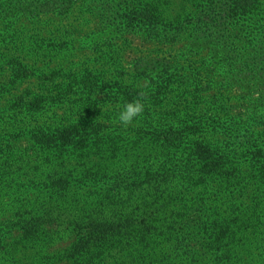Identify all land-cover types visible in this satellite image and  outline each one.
I'll return each mask as SVG.
<instances>
[{"label":"trees","instance_id":"trees-1","mask_svg":"<svg viewBox=\"0 0 264 264\" xmlns=\"http://www.w3.org/2000/svg\"><path fill=\"white\" fill-rule=\"evenodd\" d=\"M21 1L0 0V25L13 24L0 28V264H264V116L233 115L225 94L242 80L264 83V0H208L182 24L139 0L100 12L126 31L153 29L162 43L221 52L211 69L166 59L156 72L132 68L136 81L119 77L108 92L99 79L69 77L70 93L106 95L113 111L140 100L143 112L126 125L43 116L50 101L65 102L40 63L51 64L62 40L40 24L71 8ZM20 80L39 85L21 89ZM257 93L264 108V85ZM187 103L196 114L179 108Z\"/></svg>","mask_w":264,"mask_h":264},{"label":"rangeland","instance_id":"rangeland-1","mask_svg":"<svg viewBox=\"0 0 264 264\" xmlns=\"http://www.w3.org/2000/svg\"><path fill=\"white\" fill-rule=\"evenodd\" d=\"M141 1H144L145 5L148 3L152 10L154 8L157 11L159 10L164 19L174 24L184 23L189 16L197 14L209 2L208 0H139L137 4L139 5ZM70 2L71 0H46V4L51 11L54 8H60L63 11L71 8V10L66 14L65 12L62 15L58 14L59 17L46 13L43 15L40 24L42 34L48 40H51L54 36H59L62 40L55 48L54 46L51 47L53 48L52 56L46 59L51 64L45 66L43 61L40 63L41 67L47 71L44 73L47 76L44 82L49 86L59 88L57 98L65 102V104L58 105L50 101L42 110L43 116H53L54 112L61 119L74 117L73 120H79L78 118L85 116H118L120 108L113 111L108 106L110 102L106 95L99 97L98 93L97 96H93L94 92H90L89 89L83 91V94H80L76 89H72L73 92L70 93L71 82L69 81L71 79L69 77L73 75L84 76V81L87 78H92L93 81L99 79L104 82V91L108 92V86H112L111 82L119 77L126 78L129 84L134 83L136 77L132 68H138L139 71L148 69L151 72H156L159 68H157L158 65L155 61L166 59L174 60L173 63L178 66H185L184 61L186 60L200 63L203 61L211 69L214 61L210 56L221 54L220 50L217 49L208 51L201 42L193 45L190 41L187 44V39L179 40L173 44L162 43L160 40L164 37L155 35L156 31L153 29L146 32L142 30L139 32L126 31L118 23L120 20H117L114 24L99 16V13L103 12L105 8L108 11L109 9H119L127 4H132V0H80L72 5H70ZM9 3L10 1H7L4 9L9 8ZM69 5L70 7H68ZM94 8L97 10L95 12L96 16L89 13ZM4 16V13L0 14V24ZM25 26L28 27L29 25L25 24ZM4 27L5 29L13 28V24L7 21L4 26L0 25V28ZM215 32L220 34L222 28L213 27L209 34ZM23 33L28 37L31 35L28 30H23ZM48 42L52 43L51 41ZM242 46L243 44L240 43V45L236 44L235 47L231 48L235 49V54H239L244 51ZM262 50H264V44L261 46L260 51ZM151 60L153 62H150ZM243 62H245V59H243ZM55 79L60 80L55 82ZM18 84H21V89L32 88V85L38 86L39 81H32L31 85L28 80H20ZM146 84V81L143 80L138 86L142 87ZM82 85L85 87V84ZM263 85L264 83L258 80L257 77L252 80H242L240 84L232 85L230 93L225 94L231 100L229 104L234 106L230 110L233 115L255 116L258 111V114L264 116V108L259 105L260 100L257 93V90ZM2 89L0 87V92H2ZM99 100H103L102 103ZM211 103L212 100L207 97L200 108L203 111L208 110ZM221 103L227 106L225 102L220 101L219 104ZM3 104L5 102L0 96V106ZM179 108L192 111L197 106L187 103L186 106ZM189 114H196V112L192 111Z\"/></svg>","mask_w":264,"mask_h":264},{"label":"clouds","instance_id":"clouds-1","mask_svg":"<svg viewBox=\"0 0 264 264\" xmlns=\"http://www.w3.org/2000/svg\"><path fill=\"white\" fill-rule=\"evenodd\" d=\"M144 104L140 100H133L125 102L118 113V120L122 124H127L133 121L134 118L138 117L143 112Z\"/></svg>","mask_w":264,"mask_h":264}]
</instances>
